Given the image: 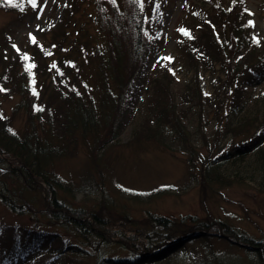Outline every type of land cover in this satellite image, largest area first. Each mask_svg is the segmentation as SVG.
Segmentation results:
<instances>
[{"label": "trees", "instance_id": "16d2710c", "mask_svg": "<svg viewBox=\"0 0 264 264\" xmlns=\"http://www.w3.org/2000/svg\"><path fill=\"white\" fill-rule=\"evenodd\" d=\"M164 1L143 0L141 8L137 0H69L60 22L15 54L0 29V89L5 90L0 91V204L18 218H28L0 223V264L13 256L18 264H170L181 254L191 255L197 264H264V232L254 237L209 212L177 218L148 211L135 218L117 211L104 195L94 207L75 200L87 185L103 188L102 183L91 185L86 173H100L99 153L121 129L124 106L133 103V80L153 44L162 39L155 15L157 4L160 10ZM241 2L207 0L205 10L192 4L188 24L175 28L177 50L193 73L181 97L200 104L196 137L182 121L180 114L185 118L186 110L178 111L168 73L150 83L143 101L148 113L132 130L134 144L152 142L169 151L176 145L184 151L186 177L202 187L199 196H221L224 187L246 179L264 193L263 95L249 114L234 122L231 114L243 104L244 87L264 77V37L260 46L247 50L250 26ZM83 4L94 8L87 15L97 38L78 25ZM75 26L76 37L71 39L68 28ZM181 27L192 38L181 34ZM25 54L28 61L22 59ZM32 64L35 67L26 71ZM216 64L224 79L217 78L216 95L203 97L200 70L210 71ZM90 67L96 72L94 85H87L82 74ZM14 95L19 97L16 109L26 113L22 131L13 128L1 106V97ZM203 103L210 108L205 114L212 112L213 120L220 122L210 136L203 127L208 126ZM78 143L88 147L91 171L74 181L58 173L55 162L72 155ZM251 155L255 159L245 174L243 162ZM40 188L45 189L44 200ZM165 191L128 195L150 200ZM217 241L246 252L249 259L240 262L218 253L213 249ZM111 245L126 255L109 256L106 249Z\"/></svg>", "mask_w": 264, "mask_h": 264}, {"label": "rangeland", "instance_id": "374dc122", "mask_svg": "<svg viewBox=\"0 0 264 264\" xmlns=\"http://www.w3.org/2000/svg\"><path fill=\"white\" fill-rule=\"evenodd\" d=\"M68 1L38 0V6L34 9L28 0H13L12 4H9L8 0H2L0 2L3 5L0 8V29L5 31L11 51L14 50L15 54L16 49L20 50L22 44H30L32 41L29 34L37 41L41 34L56 26L61 20L63 8ZM222 1L226 2V0ZM192 4L199 9L203 8V10L208 9L209 5L207 0H165L164 6L160 10H156L155 16L159 19L158 26L162 39L153 44L143 65H141L140 72L133 80L131 93L133 103L124 106V113L120 118L121 129L115 138L110 139L103 146L104 148L102 147L103 149L99 153L100 173L95 172L93 176L86 173L91 185L102 183L103 188L96 186L87 188V185L76 193L75 200L81 205L94 207L101 200V195H104L117 211L128 213L135 218L144 217L148 211L177 218L184 215L204 217L209 212L211 216L225 220L254 237H259L264 232V193L258 191L257 183L246 179L243 183L224 187L226 189L221 190V196L218 193L209 194L207 197L199 196L198 188L202 187L186 177L187 167L184 151L178 149L176 145H171L172 148L169 151L160 148L156 143L134 144L132 141V130L148 113L143 107L147 89L154 78L161 77L162 74L166 73L172 79L170 88L178 102V111L180 109L186 110L185 118L180 114L182 121L187 125V129L193 133V138L196 137L195 131L199 125L198 109L200 104L195 101L183 102L182 100L181 95L187 91V85L192 82L193 73L180 56L174 37L175 28L179 23L188 24ZM240 7L243 14L248 17L246 23L249 24V21H252L255 25L247 29L250 42L247 50L254 46H260L263 43L262 37H264V0H242ZM93 13L92 5L83 4L79 8L78 25L96 37L94 26L88 22V15ZM79 26H75L74 29L68 28L72 32L70 34L71 39L76 37L74 31ZM247 26L245 25L243 28L245 29ZM162 57H171L172 60L169 62L167 59H161ZM76 59L80 61L81 58L77 57ZM82 74L87 85L95 84L96 72L93 67L85 68ZM217 78L224 79L219 72L218 64L210 71H205L203 68L200 70L198 80L203 97L210 98L215 94V87L218 84ZM263 79L264 77L257 83L244 87L241 97L243 104L241 108L237 109V112L231 113L232 116H235L232 117L233 122L242 114H246V111L248 114L252 112L253 104L258 96L263 95L264 97ZM18 102V95L1 97L4 114L11 117L14 129L22 131L25 127L26 113L23 108L16 109ZM127 102H130L129 98H127ZM206 108L208 106L203 103L204 114L202 117L204 116L203 119L206 118V125H208L203 127L206 135L210 136L215 125L220 122L213 120L212 112L206 115L205 111L210 109ZM79 141L81 142L80 139ZM88 141L91 143L90 138ZM74 150L72 155L56 160L55 168L64 177L76 181L83 172L91 170L88 163V147L78 143ZM254 159L255 156L251 155L244 160L243 164L246 165L243 172L246 171L245 174L251 170V162ZM157 188L166 191L157 194V197L150 200H144L145 197L141 200H133L128 195V192L144 193ZM40 190V195L44 200L45 189L40 188ZM26 219L28 218L20 219L11 214L0 204V223L20 222ZM213 249L229 259L233 258L240 262L249 259L246 252L230 247L221 241L215 242ZM106 253L113 257L126 255L120 247L115 245L109 246ZM193 259L191 255L181 254L177 258L171 259L170 264H197ZM1 264H18V260L13 256L9 261H4Z\"/></svg>", "mask_w": 264, "mask_h": 264}, {"label": "snow or ice", "instance_id": "6c2138e0", "mask_svg": "<svg viewBox=\"0 0 264 264\" xmlns=\"http://www.w3.org/2000/svg\"><path fill=\"white\" fill-rule=\"evenodd\" d=\"M112 2L115 3V0H112ZM137 2L140 4V6H141V8H142V7H143V0H137ZM8 3H9V4H12V3H13V0H8ZM28 3H29L34 9L38 6V0H28ZM156 8H157V10L159 9V4H157ZM21 11H23V8H21ZM38 18H39V17H38ZM249 26L254 27V26H255V25H254V22L249 21ZM38 28H39V26H38ZM178 31L181 32V34H183V35H185V36H188L189 38H192V37H191V33H190L187 29H184L183 27H181V28L178 29ZM29 35H30V39H31V41H32L33 43H36L35 38L32 37L31 34H29ZM256 42L258 43L259 41H256ZM13 47L16 48L15 45H13ZM16 50H17V52L20 51L18 48H17ZM22 59L25 60V61H28V60L30 59V57H29L27 54H25V55L22 56ZM161 59H167L169 62H171V60H172L171 57H162ZM34 67H35V65L32 64V65H30V66H26V69H25V70H26V71H30L31 68H34ZM53 67H55V64H53ZM33 83H34V80H33ZM0 91H5V90H4V89H0ZM33 94H34V95L36 94L35 89H33ZM41 110H42V109H41ZM0 119H3V117L0 116Z\"/></svg>", "mask_w": 264, "mask_h": 264}]
</instances>
